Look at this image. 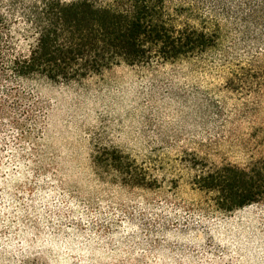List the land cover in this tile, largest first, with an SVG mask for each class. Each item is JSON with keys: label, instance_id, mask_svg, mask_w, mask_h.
Listing matches in <instances>:
<instances>
[{"label": "rangeland", "instance_id": "obj_1", "mask_svg": "<svg viewBox=\"0 0 264 264\" xmlns=\"http://www.w3.org/2000/svg\"><path fill=\"white\" fill-rule=\"evenodd\" d=\"M227 1L237 19L168 3L220 24L204 53L61 84L0 71V264H264V202L221 212L195 184L264 160V22ZM1 28L5 56L28 53ZM116 151L133 175L96 162Z\"/></svg>", "mask_w": 264, "mask_h": 264}, {"label": "trees", "instance_id": "obj_2", "mask_svg": "<svg viewBox=\"0 0 264 264\" xmlns=\"http://www.w3.org/2000/svg\"><path fill=\"white\" fill-rule=\"evenodd\" d=\"M169 1L1 0L0 6L6 7L8 15L0 12V71L21 79L41 77L61 84L84 80L122 64L171 62L215 47L221 29L216 24L218 29L208 32L180 23V12L196 15L207 9L213 17L230 19H237L239 14L232 11L227 0H181L184 3L174 9L176 16L168 8ZM246 3L251 15L264 22V0ZM10 21L22 25L25 39L31 41L27 54H3V48L12 49L1 28ZM116 153L119 156L107 159L98 154L96 162L118 163V173L133 175L124 163L126 157ZM195 184L214 195V205L221 212L232 213L264 202V160L246 168L231 164L207 168L196 177Z\"/></svg>", "mask_w": 264, "mask_h": 264}]
</instances>
